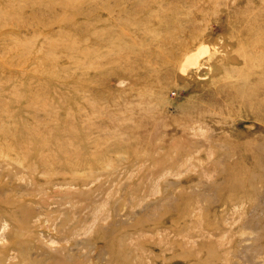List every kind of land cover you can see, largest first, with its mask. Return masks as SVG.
I'll use <instances>...</instances> for the list:
<instances>
[{
	"label": "rangeland",
	"instance_id": "rangeland-1",
	"mask_svg": "<svg viewBox=\"0 0 264 264\" xmlns=\"http://www.w3.org/2000/svg\"><path fill=\"white\" fill-rule=\"evenodd\" d=\"M263 20L0 0V264H264Z\"/></svg>",
	"mask_w": 264,
	"mask_h": 264
},
{
	"label": "bare ground",
	"instance_id": "bare-ground-1",
	"mask_svg": "<svg viewBox=\"0 0 264 264\" xmlns=\"http://www.w3.org/2000/svg\"><path fill=\"white\" fill-rule=\"evenodd\" d=\"M250 31H257V43H260L264 46V36H261L264 34V20L258 23H250L249 27ZM255 50V49H254ZM209 55L208 58L211 56L209 51H208V45L204 43H198L197 46L194 47V49H185L184 52H182L180 58H182L179 62V69L178 71H184L192 66L194 68H199L201 64H203L199 59L203 54ZM178 66V65H177ZM191 67V68H192ZM248 77V76H247ZM248 79V78H247ZM238 92H242V89H237ZM245 92L243 91L242 94ZM248 95V94H247Z\"/></svg>",
	"mask_w": 264,
	"mask_h": 264
}]
</instances>
